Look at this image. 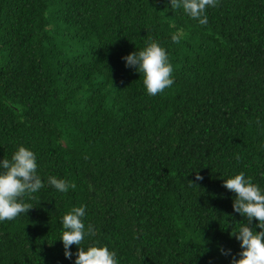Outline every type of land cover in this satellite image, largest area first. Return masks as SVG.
Returning a JSON list of instances; mask_svg holds the SVG:
<instances>
[{
  "label": "trees",
  "instance_id": "16d2710c",
  "mask_svg": "<svg viewBox=\"0 0 264 264\" xmlns=\"http://www.w3.org/2000/svg\"><path fill=\"white\" fill-rule=\"evenodd\" d=\"M205 15L170 0H0V160L25 147L44 184L0 221V264H74L60 241L74 207L94 230L79 247L106 246L117 264L240 258L231 234L247 221L222 185L243 172L264 194V0ZM148 41L173 68L155 96L122 59Z\"/></svg>",
  "mask_w": 264,
  "mask_h": 264
},
{
  "label": "clouds",
  "instance_id": "9594fccd",
  "mask_svg": "<svg viewBox=\"0 0 264 264\" xmlns=\"http://www.w3.org/2000/svg\"><path fill=\"white\" fill-rule=\"evenodd\" d=\"M217 0H170L171 8L183 7V10L193 19H198L201 25L207 24L205 15L206 7H216ZM178 42L176 36L172 37ZM125 67L135 68L137 72L144 74L143 84L148 95L155 96L170 87L174 81L171 79L173 68L168 62L165 50L157 43L148 41L147 46L137 52L134 51L125 57ZM0 221H11L20 214H26L32 205L22 202L21 198L38 192L44 187L41 178L37 175L35 154L19 147L12 155L11 160H0ZM203 177L195 175V180L200 181ZM48 183L57 191L66 193L69 188L75 189L74 183L63 179L49 177ZM191 185L198 186L192 181ZM225 189L235 194L232 201L233 211L246 218L247 223H241L238 232L231 234L239 241L242 249L235 256L231 264H264V194L258 185L252 183L251 178H245L243 172L232 178L224 180L222 185ZM85 215L84 207H74L62 218L63 231L60 241L63 244L64 256L71 259L73 253L69 251L70 246L75 245L78 251L75 253L74 264H117L115 252L109 251L106 246H90L87 250L79 247L84 241L85 235L94 234L91 225L85 231L82 217ZM257 221L255 227L252 221ZM221 254L230 255V250L221 249Z\"/></svg>",
  "mask_w": 264,
  "mask_h": 264
}]
</instances>
